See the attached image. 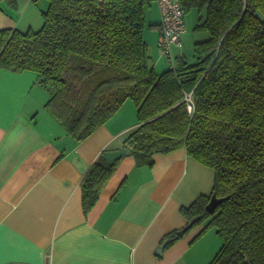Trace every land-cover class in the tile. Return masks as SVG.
I'll return each instance as SVG.
<instances>
[{
	"label": "trees",
	"instance_id": "obj_1",
	"mask_svg": "<svg viewBox=\"0 0 264 264\" xmlns=\"http://www.w3.org/2000/svg\"><path fill=\"white\" fill-rule=\"evenodd\" d=\"M178 1L198 11L194 30L209 34L193 64L181 54L155 70L145 39L151 0H48L40 30L0 31V68L36 73L52 92L46 111L77 142L132 100L138 122L124 149L137 166L185 149L214 171L211 193L181 208L187 223L199 219L189 231L206 223L195 240L210 228L221 238L210 264H264V0ZM108 152L82 181L86 214L123 158L110 163Z\"/></svg>",
	"mask_w": 264,
	"mask_h": 264
},
{
	"label": "crops",
	"instance_id": "obj_2",
	"mask_svg": "<svg viewBox=\"0 0 264 264\" xmlns=\"http://www.w3.org/2000/svg\"><path fill=\"white\" fill-rule=\"evenodd\" d=\"M48 5L0 0V31L41 29ZM159 19L152 24L157 41ZM150 56L160 64L161 56ZM51 96L36 73L0 68V264H210L217 232L212 236L210 228L195 240L206 223L162 255L158 250L168 234L188 224L181 208L211 193L214 171L185 149L156 154L152 168L137 166L129 153L86 214L84 177L104 151L124 149L137 121L119 111L77 142L46 111Z\"/></svg>",
	"mask_w": 264,
	"mask_h": 264
},
{
	"label": "rangeland",
	"instance_id": "obj_3",
	"mask_svg": "<svg viewBox=\"0 0 264 264\" xmlns=\"http://www.w3.org/2000/svg\"><path fill=\"white\" fill-rule=\"evenodd\" d=\"M37 1H48V0H37ZM146 15H147V20H146V32H145L146 37L145 38H147L146 41L149 45V54L153 53L154 56H156L157 58L159 56L162 57V59L160 60V64L155 63V70L159 74H161L170 68L171 63H175V57L178 55V53L175 55V52H177V50L179 49H176L174 47L173 58H172L173 60H171L159 48V45H158L159 39L157 41L158 32L155 31L154 28L151 27L152 24H156L160 20L159 18L161 14H160V8L157 3V0H151V4H147ZM198 15H199L198 11L196 9H193L189 11L188 13H186V16H185L186 27H187L188 32L187 34H185V36L182 37V41L185 47L182 49L181 52L185 54L187 61L190 64H193L195 62L194 45L198 42L205 41L209 38L208 32L194 30V27L198 21ZM38 30L40 29H36L35 32ZM151 62L152 63L156 62V58L153 57V59H151ZM120 111H122L121 115H125V117L127 118H131L132 116L134 117V119L136 118V121L138 122L137 110L132 100H127ZM215 233H216V229L214 228L211 232V235L216 237ZM216 239L218 240V245H217V250H216V254H217L218 250H220L219 249L220 246H222V240L221 238H216Z\"/></svg>",
	"mask_w": 264,
	"mask_h": 264
},
{
	"label": "built area",
	"instance_id": "obj_4",
	"mask_svg": "<svg viewBox=\"0 0 264 264\" xmlns=\"http://www.w3.org/2000/svg\"><path fill=\"white\" fill-rule=\"evenodd\" d=\"M157 3L161 13V34L158 45L165 55L172 57L174 47L179 51L184 48L182 37L187 31L186 13L178 0H157ZM188 101V108L192 111V100L188 98Z\"/></svg>",
	"mask_w": 264,
	"mask_h": 264
},
{
	"label": "water",
	"instance_id": "obj_5",
	"mask_svg": "<svg viewBox=\"0 0 264 264\" xmlns=\"http://www.w3.org/2000/svg\"><path fill=\"white\" fill-rule=\"evenodd\" d=\"M257 17L263 22L264 21V17L261 13H258L257 14ZM130 153V149H122V150H118V151H114V152H111V153H107V158L109 160L110 163L114 162L115 160H117L118 158H122L124 157L125 155L129 154ZM220 202L219 199H217L215 196H213L209 206H208V209H210L211 211L214 210V207ZM199 219L198 218H195L193 219L191 222H189L183 229H181L179 232H178V238L179 237H183L193 226L194 224L198 221ZM173 241V239H168L166 240L162 245L161 247L159 248L158 250V254L159 255H162L163 254V251L165 250V248Z\"/></svg>",
	"mask_w": 264,
	"mask_h": 264
}]
</instances>
